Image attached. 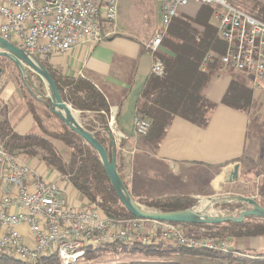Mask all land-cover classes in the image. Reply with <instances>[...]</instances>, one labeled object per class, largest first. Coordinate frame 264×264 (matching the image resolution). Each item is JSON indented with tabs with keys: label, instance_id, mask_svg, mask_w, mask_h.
<instances>
[{
	"label": "built area",
	"instance_id": "built-area-1",
	"mask_svg": "<svg viewBox=\"0 0 264 264\" xmlns=\"http://www.w3.org/2000/svg\"><path fill=\"white\" fill-rule=\"evenodd\" d=\"M191 2L216 7L217 37L225 44L222 54H205L201 70L216 58L222 69L249 74L253 88L264 91V21L226 0H160V26L144 43L153 59L151 73H164L157 55L162 37L171 20ZM118 6L119 0H0V37L39 61H48L72 47L114 34ZM104 25L110 30L104 32ZM25 80L35 84L31 75ZM114 116L110 115L107 128L116 149L125 135L117 132ZM149 127L147 118L136 113L134 134L146 136ZM0 172V253L22 262L35 264L40 257L55 254L60 264H76L86 250L116 244L168 243L222 254L233 251L227 239L202 235L183 224L110 217L92 201L74 206L56 182L44 179L22 155L8 153L1 144ZM243 209L226 214L238 215Z\"/></svg>",
	"mask_w": 264,
	"mask_h": 264
},
{
	"label": "crops",
	"instance_id": "crops-1",
	"mask_svg": "<svg viewBox=\"0 0 264 264\" xmlns=\"http://www.w3.org/2000/svg\"><path fill=\"white\" fill-rule=\"evenodd\" d=\"M136 1L143 10L137 19L129 23L121 17L122 7L119 4L117 24L120 31L115 30L114 34L104 36L97 42L87 41L72 47L69 51L48 60L49 65L58 74L90 81L107 100V125L110 115L115 114L117 132L125 135L120 145L116 146L115 162L131 195L135 199L174 196L197 198L211 195L216 189H227L230 183L226 179L235 164L239 165L237 181L245 163L252 164V167L255 163L256 166L251 171L259 168L257 171L264 175L260 170L261 166L255 162H260V157L257 154V140L255 135L251 134V131L255 133L256 125L253 124L251 129L249 112L221 103L232 77L240 74L243 82L252 88L254 100L264 93L253 88L252 77L243 72L234 73L229 71V68L220 67L208 80L202 93L210 102L215 103V106L208 112L206 125L201 127L174 116L157 143L134 134L133 118L137 113L142 91L152 75L153 59L145 50L144 43L160 26V0ZM262 3L264 4V0ZM200 7L201 5L191 2L180 10V14L193 18ZM213 13L214 11L208 21L215 28L217 35ZM138 27L143 30L136 31L135 28ZM129 28L134 29L133 33ZM109 30L110 28L104 25V32ZM24 87L30 95H35L33 90L30 91L25 85ZM24 87L9 80L0 84V117L6 119L13 131L19 135L40 136L42 131L35 123ZM79 112L89 114L95 124V131L101 137H106L105 140L111 148L109 129L107 126L100 127L101 121L93 119V113L100 119L102 113L83 110ZM52 144L59 151H64L60 141H52ZM23 159L44 179L56 182L74 206L81 207L88 202L67 179L41 159L27 156H23ZM231 243L234 250L264 251L262 236L233 238ZM232 253L234 254L233 251ZM168 256L173 257L168 260L179 264H193L192 260L195 259L202 264H210V261L217 263L224 259L188 253H172Z\"/></svg>",
	"mask_w": 264,
	"mask_h": 264
},
{
	"label": "trees",
	"instance_id": "trees-1",
	"mask_svg": "<svg viewBox=\"0 0 264 264\" xmlns=\"http://www.w3.org/2000/svg\"><path fill=\"white\" fill-rule=\"evenodd\" d=\"M215 8L212 5H201L193 18L183 17L180 14L171 20L162 37L157 55L163 61L164 73L161 76L151 75L142 91L141 101L137 108V113L146 117L150 123L149 131L144 136L150 142L157 143L161 140L174 116H179L201 127L207 123L208 112L214 108L215 103L210 102L203 95L202 90L208 80L218 72L221 65L214 58L205 70H201V63L207 52L220 55L225 49L224 42L217 37L215 28L208 21ZM260 14L263 15V13ZM252 15L264 21V17L261 15L257 13H252ZM0 58L3 61L7 60L13 71H18L11 60L2 56ZM40 61L54 78L62 98L72 108L102 113L100 127L107 126L105 115L109 113V104L103 94L90 81L81 77L62 76L52 69L48 61ZM228 70L235 73V70L231 68ZM240 75L232 77L221 103L237 110L246 111L251 106L253 91L250 86L243 82L242 78H238ZM24 92L27 97H30L28 92ZM47 106L50 115L60 122L61 129L45 130L42 128L41 120L32 102L30 103V110L40 129L44 130L52 140L63 143V152L59 151L51 141L39 135L17 134L9 122L2 117H0V144L10 154L37 157L44 161L67 179L88 201L97 202L107 216L132 217L113 192L95 151L52 113L49 103ZM94 133L106 147V140L98 132ZM193 203L194 200L188 196L155 198L144 201L147 206L162 211L189 208ZM183 226L198 229L202 235L216 236L222 239L264 236V219L255 217H248L239 223L183 224ZM107 250L114 251V253L140 251L149 256L147 260L115 264H179L175 261L160 259L172 253H188L219 259L234 258L241 262L247 261L244 255L222 254L205 249H188L168 243L105 245L93 250H86L83 258L93 259ZM257 256L263 257L264 252H258ZM250 260L253 263L258 262L257 259ZM0 264L28 263L11 255L0 253ZM35 264H60V260L55 254H50L40 257Z\"/></svg>",
	"mask_w": 264,
	"mask_h": 264
},
{
	"label": "rangeland",
	"instance_id": "rangeland-1",
	"mask_svg": "<svg viewBox=\"0 0 264 264\" xmlns=\"http://www.w3.org/2000/svg\"><path fill=\"white\" fill-rule=\"evenodd\" d=\"M226 1L231 4H234V6H238L240 8H243L255 14L257 13L258 15H261L262 17H264V4L262 3V0H226ZM119 4L122 7V9H120V15L123 19H125V22H128V23L133 22L134 21L133 19H137L143 10V7L136 0H120ZM260 13H263V15ZM137 29L141 31L143 30V28H139V27L135 28L136 31ZM116 30L120 31V27L118 26V24L116 26ZM128 30L131 33H133L134 29L129 28ZM29 75H31L35 79L36 88L38 87L39 91L43 95V96H38L37 98L34 95H30L29 93L30 97H28V104L30 105V103L32 102V104L35 106L36 113L39 119L41 120L42 128H44L47 131H52V129H57V130L61 129L60 122L56 118L51 116L49 113V108L47 106V104L49 103V100L43 99L45 98L44 96L49 95L46 86L37 80L33 72L29 71ZM238 78L241 79L240 76ZM4 80H9L11 82H14L18 86L24 87L23 85L24 83L22 81V77L20 76V73L16 70L13 71L12 66L8 65L7 60L3 61L0 58V84ZM24 91H27L25 87H24ZM73 110L76 111V114H77V117L75 115L73 116L75 120H77L78 118L79 123L84 128L90 131H93V130L95 131L94 129L95 124L89 118V114L80 113L79 110L74 109V108ZM247 111L249 112L250 118H251V129L253 128V124L256 125L255 133L251 131V134H254L255 135L254 137L257 140V154L260 157V162L259 160L255 162L261 166L260 170L264 172V93L260 94L259 98H256L255 100L252 99L251 106L249 107ZM92 115H93L94 120L100 121V118L96 116L97 115L96 113H93ZM252 119H253V123H252ZM41 131H42V134L40 135L41 137H44L51 142L57 141V140L56 141L52 140V138L48 136L47 133L44 132V130H41ZM103 138L105 139L106 137H103ZM106 147L108 149L110 148L109 142L108 143L106 142ZM255 166H256L255 163L253 164V167H252V164L249 165V163L243 164L242 165L243 169H242V172H240V178L238 181L236 180V181L228 182L230 184L227 185V189H223V190L216 189L211 195L191 198L194 200L193 205H197L198 207L200 204L198 203V201H201L202 199L208 200V198H219L221 196H226V195L227 196L243 195V196H248V197H252L256 199L261 205L264 206V179H263L264 175L260 174V171H257V169L259 168H257L255 171H251ZM135 200H137L140 204H142L143 206L147 208L156 209V208L149 207L146 204H144V201L149 200V199L139 198ZM201 204H203V207H202L203 209L207 207L208 202H204V203L201 202ZM242 207L244 208L247 207V204L238 202V201H230V202H224V203L216 202L210 205L209 207H207L206 212L212 215H220V214L226 215L228 211L229 212H232L235 210L238 211L242 209ZM199 210H201V208ZM226 239L230 242L231 247H233L231 243L232 239L230 238H226ZM232 249L234 252L233 255H237V254L244 255L245 256L244 258H246L247 262H240L237 259L230 260L228 258H224V259H221L222 261H218L217 263L216 261H210L209 263L210 264H264V256L261 258L257 256L258 252L260 251L264 252L263 250H260V251L258 250L248 251L247 250L246 251L245 249H238V250H234V248ZM168 258H173V257H169L167 255L160 259L168 260ZM147 259H149V256H147L145 253L140 252V251L139 252L114 253V251L107 250L103 252V254H101L100 256L93 258V259L82 258L76 264H115V263H120V262L147 260ZM201 259L206 260V258H201ZM250 259H255V260L257 259L256 261L258 262L253 263L251 262L252 260ZM192 263L202 264V262H197L196 259L192 260Z\"/></svg>",
	"mask_w": 264,
	"mask_h": 264
},
{
	"label": "water",
	"instance_id": "water-1",
	"mask_svg": "<svg viewBox=\"0 0 264 264\" xmlns=\"http://www.w3.org/2000/svg\"><path fill=\"white\" fill-rule=\"evenodd\" d=\"M0 56L6 57L11 60L17 67L24 85L30 90L34 91L35 95L41 92L36 88L35 84L31 81L27 82L25 77H29V71L33 72L38 81L43 83L47 90L48 96L43 99H48L52 113L61 120L70 130L75 132L88 146H90L97 156L101 166L109 180L111 188L122 206L136 218H144L149 220H159L174 222L178 224H221L228 222H243L248 217H255L264 219V206L261 205L256 199L243 195H229L221 196L219 198H208V205L216 202H230L238 201L246 203L245 207L238 215H212L207 214L205 208H198L197 205L190 206L189 208L162 211L159 209H150L140 204L131 195L124 179L118 171L115 162V145L112 135H110V146L108 150L93 131L84 128L80 123H74L70 118L69 108L73 109L63 98L60 90L50 74L49 70L34 56L24 51L19 46L6 41L0 37ZM34 95V96H35ZM61 109V110H60ZM110 151V152H109ZM239 165L235 164L232 171L229 173L226 181L232 182L238 179ZM203 200L198 201L201 203Z\"/></svg>",
	"mask_w": 264,
	"mask_h": 264
},
{
	"label": "bare ground",
	"instance_id": "bare-ground-1",
	"mask_svg": "<svg viewBox=\"0 0 264 264\" xmlns=\"http://www.w3.org/2000/svg\"><path fill=\"white\" fill-rule=\"evenodd\" d=\"M61 110V109H60ZM69 112H70V118H71V120L74 122V123H76V124H79V120H78V118H77V120H75L74 119V115L77 117V114H76V111H74L73 109H71V108H69ZM204 202H208V200L207 199H205V200H203L202 201V203H204ZM203 207V204H199V206H198V208H196V209H200V208H202ZM207 214H209L208 212H207ZM210 215V214H209Z\"/></svg>",
	"mask_w": 264,
	"mask_h": 264
}]
</instances>
